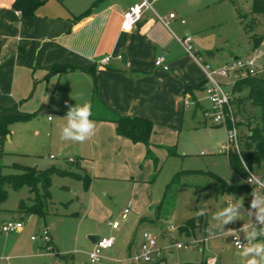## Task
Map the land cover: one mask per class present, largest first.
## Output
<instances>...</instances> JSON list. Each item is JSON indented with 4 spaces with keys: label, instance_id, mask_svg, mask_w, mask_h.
I'll list each match as a JSON object with an SVG mask.
<instances>
[{
    "label": "rangeland",
    "instance_id": "obj_1",
    "mask_svg": "<svg viewBox=\"0 0 264 264\" xmlns=\"http://www.w3.org/2000/svg\"><path fill=\"white\" fill-rule=\"evenodd\" d=\"M176 2L183 4L186 9L183 18L194 28L193 46L201 51H215L216 56L209 57L212 64L220 65L236 56L256 55L253 42L255 36L264 34V16L251 14L252 0H170L169 4ZM237 8L246 14L244 24L238 19ZM258 48L264 51V39ZM258 61L264 63V55ZM219 80L227 92L233 91L236 78L232 74ZM53 88L49 84L47 89L46 81L38 76L31 79L21 103L26 117L12 121L7 134L0 131L10 149L1 161L0 173H16L15 164L56 166L87 177L90 185L85 186L82 179L73 175L53 174L48 212L43 217L38 213L26 216V212L18 209L21 200L31 205L36 197L26 184L18 188L7 184V197L0 205V247L6 244L10 248L11 243L17 242L21 250L15 251L19 256L12 257L7 256L10 251L6 250L5 254L0 251V264H134L131 257L141 250L145 232L152 233L156 239L149 264L205 263L210 258H215L216 264H245L246 258L239 255L240 249L235 247L232 237L218 232L213 235L210 229L213 213L228 202L243 198L247 210L251 192L221 188L217 176L232 185H242L245 181L230 168L227 153L220 151L229 143L228 127L233 122H214L204 90L199 96L201 106L195 107V101L191 100L179 124L155 128V140L150 139L149 144L152 154L148 155L143 143L130 142L122 147L120 139L113 147L111 136H106L103 128H97L95 135L83 143L61 140V126L66 124L61 119L67 112L65 93H61V102L57 103ZM246 94L245 88L236 95ZM95 106L91 119L97 125ZM232 109L239 148L243 151L249 126L254 127L260 121L261 108L246 100L240 109L232 103ZM65 149L85 158H80V165L70 163L64 159ZM154 157L158 159L157 169ZM106 160L113 164L108 165ZM263 163L262 158H257L254 171L259 172ZM179 172H182L181 185L171 194L172 202L159 205L167 183ZM149 196L152 204L143 200ZM156 202L159 204L153 212L151 206ZM127 207L128 216L121 219ZM204 209L206 212L201 215ZM142 215L155 220L139 224ZM192 217L196 219L193 232L181 233L179 227ZM4 219H20L25 227L21 233H4L1 230ZM116 219L121 221V227L110 229L108 222ZM243 225L250 230L252 218L242 215L240 220L226 225L225 230L240 229ZM43 229L53 235L54 249L49 247L51 242L42 238ZM89 229L102 236L116 237L114 247L103 250L97 263L89 259L92 250L86 234ZM245 235L241 233L240 237ZM177 243L183 247L177 248Z\"/></svg>",
    "mask_w": 264,
    "mask_h": 264
},
{
    "label": "crops",
    "instance_id": "obj_2",
    "mask_svg": "<svg viewBox=\"0 0 264 264\" xmlns=\"http://www.w3.org/2000/svg\"><path fill=\"white\" fill-rule=\"evenodd\" d=\"M139 1L45 0L34 15L22 16L14 7L15 0H0V117L8 113H24L22 99L27 96L31 79L37 76L46 81L47 89L49 84L54 87L53 97L57 103L61 102V93L64 92L65 102L70 105L88 102L93 111L97 104L96 129L103 128L106 136H111L113 147L120 139L122 147H127L130 142L142 143L133 142L116 132L113 121L116 113L148 117L155 123V132L157 127L179 124L191 100L195 101V107L201 106L199 96L204 91L195 87L205 82V74L179 40L187 34H195L193 26L183 18L186 9L178 2L171 5L170 0H155L152 8L144 9L130 30H123L124 11ZM94 2L97 3L93 5ZM92 5L89 13L77 17ZM171 12L176 17L167 19V24L157 16L167 17ZM196 48L203 53L210 50ZM121 52L126 53V63L121 61ZM161 56L168 65L167 69L155 64ZM213 56H216L215 51L205 58L210 62L209 57ZM107 57L108 61L104 62ZM56 63L93 67L95 76L83 68L50 73L49 69ZM186 85L194 88L185 92ZM186 96L189 103H185ZM153 133L152 141L155 140ZM9 151L0 132V170L1 161ZM76 156L72 155V150L65 149L66 161L71 162L70 157L74 160L85 158L79 153ZM105 162L113 164L111 160ZM143 200L147 204L153 202L150 196ZM156 204L158 206L159 202ZM29 215L26 212V216ZM142 218L145 221L153 219L142 215L139 224L144 222ZM110 222V229L121 227L120 224L119 228H112ZM86 234L88 237L99 235L91 229ZM50 236L52 244L54 238L52 234ZM89 241L93 248L97 240ZM132 244L133 241L130 247ZM6 250L10 251L8 257L19 256L15 251L21 250V246L17 242L11 243L10 248L2 244L1 253L5 254Z\"/></svg>",
    "mask_w": 264,
    "mask_h": 264
},
{
    "label": "trees",
    "instance_id": "obj_3",
    "mask_svg": "<svg viewBox=\"0 0 264 264\" xmlns=\"http://www.w3.org/2000/svg\"><path fill=\"white\" fill-rule=\"evenodd\" d=\"M45 0H15L14 7L21 11L22 16H31L35 14L36 8ZM97 3L94 2L93 5ZM90 6L87 10L81 13L78 18L89 13L91 8ZM251 14H261L264 16V0H252V9ZM246 14L244 12L239 11L240 21L244 24ZM246 23V28H247ZM264 39V34L260 36H255L253 47H258L261 41ZM202 53L203 52H200ZM205 55L214 54L213 50H206L204 52ZM83 68L91 71L95 76V69L93 67H82L75 63H56L50 69V73H65L67 71ZM204 84H199L196 86V89H203ZM96 87V81H95ZM194 87L186 85L185 92L192 90ZM247 89V94L244 97H239L236 94L242 92L244 89ZM249 101L253 105H257L261 108L260 113V121L254 126L251 127L249 121L250 132L246 135L245 138V149L242 151H237L236 149H230L227 153V161L230 168L243 179L246 178L247 171L245 167L241 164V157L243 161L253 169V163L257 158H262L264 161V73L251 75L248 74L236 80L234 83L233 91H232V103H235L237 107H240L245 103V101ZM1 109V108H0ZM10 111L11 109H5V111ZM26 116L22 114H12L8 113L5 116L0 117V131L4 134L9 132V124L14 120H19L25 118ZM116 125V132L126 137L133 142H142L147 146V154L151 155L152 151L149 146L150 139L152 133L154 132V121H152L148 117L140 116V115H130V114H121L116 113V117L113 119ZM237 125V124H236ZM229 126V124H228ZM229 128V127H228ZM155 167L158 162L157 157H154ZM76 165H80V158L74 160ZM15 168H17L16 173H0V205L7 197V189L6 185L11 184L14 188H18L24 184H26L31 193H35L36 197L33 199L31 205H27L24 200H21L18 209L27 213H38L43 217L48 212L47 205L50 199V186L52 183V175H73L83 180L85 186L90 185V180L87 177H83L80 174H76L75 172L59 168L56 166H51L47 168H39L38 166H28L23 164H15ZM254 170V169H253ZM264 176V163L262 169L259 171ZM181 176L182 172L176 173L173 178L167 183L162 200L159 205L164 202L170 204L172 202L173 192L176 190L177 186L181 185ZM220 180L221 188L227 191H239L248 189L251 192V188L244 182L242 185H232L229 184L224 178L217 176ZM41 185V190L39 186ZM145 218H142L141 221H145ZM155 220L154 218L151 221ZM196 225L195 218L187 219L180 227L179 231L181 233L191 234ZM264 239V237H262ZM184 264H207L206 262H185Z\"/></svg>",
    "mask_w": 264,
    "mask_h": 264
},
{
    "label": "built area",
    "instance_id": "obj_4",
    "mask_svg": "<svg viewBox=\"0 0 264 264\" xmlns=\"http://www.w3.org/2000/svg\"><path fill=\"white\" fill-rule=\"evenodd\" d=\"M155 0H140L137 3L130 5L127 10L123 13V21H122V29L130 30L135 23L139 21L141 18L142 12L144 9L152 8V3ZM21 14V11H18ZM158 18L164 23H168L167 19L176 17L174 12H171L167 17H163L157 14ZM182 22H185L183 19ZM181 44L183 45L186 52L191 55L194 60L200 65L205 74V84L204 91L211 103V110L213 120L215 123H221L224 120H231L232 126L229 127V143L228 145H224L220 151L228 152L230 149H236L240 151L239 148V139H238V131L236 125V117L234 115L232 109V92H227L224 88V83L219 80V78H226L230 74H232L236 80L246 76L248 74L255 75L264 73V63L259 62V57L264 55V51L259 48H255L256 55L247 58V57H234L230 60L224 62L220 65H214L208 60H206L205 55L199 53V51L193 46L194 37L192 34H187L183 38H179ZM108 57L104 60V62L108 61ZM156 65L163 66L165 69L168 68V65L164 62V58L158 57L155 61ZM190 99L188 96L185 97V103H189ZM53 157V155H52ZM69 161L73 162L74 158H69ZM247 175L244 179L245 183L252 189L258 187L256 181L264 182V176L260 172H256L251 169L245 162ZM252 181L251 183L249 181ZM264 190V189H262ZM129 213V208H124L121 213V219H126ZM121 221L116 219L110 222L112 228H119ZM24 228V223L21 220H7L2 226L1 230L4 233H13L19 232ZM42 238L50 243L51 236L47 229H43L41 232ZM38 236H32V239H37ZM241 242L247 243L244 241V238H241ZM232 241L234 242V238L232 237ZM116 242V237L114 235L110 236H100V238L95 242L92 250L89 252V259L93 263H97L100 261L102 257V252L105 249L112 248ZM234 244V243H233ZM156 245V239L152 235V233L145 232L143 234V242L140 246L141 250L136 252L131 259L134 264H149L152 261V252L153 248ZM235 245V244H234ZM50 248H53L52 245H49ZM177 248H182L183 244L177 243ZM235 247H237L235 245ZM238 248V247H237ZM207 264H216L215 258H210L207 260Z\"/></svg>",
    "mask_w": 264,
    "mask_h": 264
},
{
    "label": "clouds",
    "instance_id": "obj_5",
    "mask_svg": "<svg viewBox=\"0 0 264 264\" xmlns=\"http://www.w3.org/2000/svg\"><path fill=\"white\" fill-rule=\"evenodd\" d=\"M65 107L67 112L61 119L66 120V124L61 126L60 139L83 143L92 138L95 135L96 123L91 119V104L85 102L73 106L66 101ZM241 164L246 168L242 157ZM256 183L258 187L253 188L250 193L251 201L247 210L244 209L243 198L230 201L225 207L213 213L211 217L213 223L210 224L213 235L218 232L221 236L234 238L233 243L240 249L239 255L246 258L245 264H264V239H260L264 237V190H262L264 182L256 181ZM205 212L206 209L200 214L203 215ZM245 214L253 220L250 230L247 225H243L240 229L225 230L226 225L240 220ZM241 233H246L244 241L247 243L241 242Z\"/></svg>",
    "mask_w": 264,
    "mask_h": 264
},
{
    "label": "water",
    "instance_id": "obj_6",
    "mask_svg": "<svg viewBox=\"0 0 264 264\" xmlns=\"http://www.w3.org/2000/svg\"><path fill=\"white\" fill-rule=\"evenodd\" d=\"M120 57H121V61H122V63H126V60H127L126 53H125V52H121V53H120ZM156 206H157L156 203H154V204L151 206V210H152L153 212H155V210H156ZM99 238H100L99 235H92V236L89 237V239L92 240L93 242H94L95 240H98Z\"/></svg>",
    "mask_w": 264,
    "mask_h": 264
}]
</instances>
